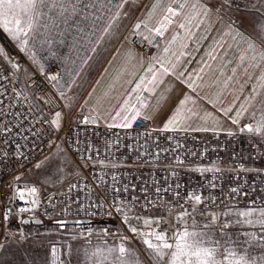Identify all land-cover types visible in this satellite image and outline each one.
<instances>
[{
  "label": "built area",
  "instance_id": "2783aa9c",
  "mask_svg": "<svg viewBox=\"0 0 264 264\" xmlns=\"http://www.w3.org/2000/svg\"><path fill=\"white\" fill-rule=\"evenodd\" d=\"M123 40H127L134 48L143 54H147L155 42H147L138 35H124ZM0 75L7 77L11 83H6L5 87L11 91L15 87L20 96L15 97L6 95V102L15 101L14 106L10 109L13 113L19 112L20 116L11 119L8 124L12 128V133L4 134L0 138V156L7 154V159L0 162V214L6 209L11 208L13 213L19 207L27 206L25 201L16 198L11 199L13 195L12 185L18 188H24L26 185L37 187L40 192V205L31 213H22L19 216L13 214L9 221H4L0 215V243L6 245L11 242L10 237L5 233L18 234L23 225L20 223L24 218H39L43 222H52L56 219H89L91 223L81 226H91L98 224L101 229H107V233H113L115 230H125V224L122 221L123 215L148 216L150 210L144 209L145 193L141 188L148 189V199L154 202L153 206L161 212L165 211L171 217H175L180 211L179 205L184 204L186 208H191V204L185 203V198L189 192H201L202 197L209 195L216 197L215 203H209V210L219 211L223 205H228L234 201L243 205H250L252 200L256 205H261L264 198V180L261 177L242 173L238 170H230L227 175H219L217 172H208L200 181L191 173L188 167L194 163L212 162L221 165L226 162L228 165L240 164L243 157L239 153L241 141L252 150V154L259 156L260 153L255 150L256 137L253 134H231L221 136L214 132H153L151 138L138 136V133L146 132L153 128L148 120L137 117L133 121L132 129L109 128L107 124L101 122L95 114L85 112L78 104L70 109L65 104L62 97L55 89V84L62 75V68L58 61L50 62L43 68L39 69L34 62L25 55L20 49L15 47L12 42L5 38L0 31ZM8 57L12 62L20 65L19 71L11 68ZM26 66L30 71L29 77L23 82L20 80L22 67ZM56 76V81H49L48 76ZM40 85L39 91L36 86ZM43 96V101L40 97ZM46 101V103H45ZM32 109L29 112V109ZM7 111V109H6ZM56 111L61 112V128L49 129L44 125V134L33 136L40 125L34 124L33 121L38 117H47L49 120ZM28 116V120L23 117ZM85 116L89 117V124H82ZM95 117L93 122L92 118ZM24 125L23 131L20 125ZM19 133V134H17ZM24 136L28 139L25 140ZM172 136V140L167 137ZM117 137L119 141L117 142ZM21 147L17 149L16 145ZM64 145L66 151L73 159L76 171L69 180L60 187L42 189V184L27 180L30 176L31 169L46 157H49L58 146ZM88 144L92 145V151H88ZM109 144L111 145L109 147ZM132 144L133 149L129 150L127 145ZM181 147L177 148L176 145ZM167 149V151H161ZM175 149V151H172ZM22 152L24 156L14 155ZM144 152L145 155L137 160V153ZM158 154V159H154ZM179 156L183 161L182 164L176 163V157ZM24 157H27L25 159ZM91 157V159H89ZM103 159L105 165L94 164V160ZM10 161V162H9ZM111 163L126 164L129 167H119L113 169ZM175 173V174H173ZM118 176V182L112 180V175ZM21 176L19 181H14V177ZM103 176V181L99 177ZM72 184L78 187L70 190ZM112 189L107 198L108 207L105 209V215L99 211L96 215H91L95 209L89 208V205L95 200L93 196L89 199V191L83 185H88L95 192L103 195V188ZM124 184L129 185L127 192H116L115 188L123 189ZM215 184L216 187H211ZM132 185H136L135 189ZM180 187L177 188L176 186ZM242 186V192L249 195H240L233 197L230 189ZM161 189L156 193V188ZM171 189L165 191V189ZM179 192V196H177ZM78 194V195H77ZM53 196L49 202L47 197ZM112 196L119 200L125 201L123 212H118ZM140 197L139 201H133L132 197ZM63 201V204L61 203ZM55 205V208L52 206ZM83 205L86 211L79 210ZM255 205V206H256ZM67 207L65 213L62 209ZM171 210V212H169ZM111 212V216L107 212ZM196 220L199 219L196 216ZM205 221V220H204ZM206 222V221H205ZM118 226L117 228H114ZM164 226L167 227V224ZM191 226V218L189 219ZM202 228V227H201ZM134 242L138 245L136 237ZM1 250V249H0ZM53 264V261L47 263ZM55 264H70L65 258H58Z\"/></svg>",
  "mask_w": 264,
  "mask_h": 264
},
{
  "label": "crops",
  "instance_id": "0c3cea01",
  "mask_svg": "<svg viewBox=\"0 0 264 264\" xmlns=\"http://www.w3.org/2000/svg\"><path fill=\"white\" fill-rule=\"evenodd\" d=\"M72 3L75 2L72 1ZM87 3L92 4L89 8L99 11L92 20L95 22L93 23V32L90 34L87 28L88 19L86 17L78 19L80 34L85 38L86 36L92 38V49L94 48L95 51L104 49L105 53L101 62L99 61L95 74L73 101L61 96L68 108L72 109L79 104L82 110L97 115L101 122L108 125L119 123L125 114L131 116L133 113L126 112V109L133 104L139 108L136 97L140 95L146 107L141 109L142 115L138 117L143 118L144 115H148L150 118L147 120L155 129L162 128L169 118L184 119L191 117V113L195 112L196 116L187 120L190 125L189 132H204L192 131L191 128L215 126L218 131L214 133L221 136L229 135V131L240 136L252 134L246 131L241 132L240 129L245 124L255 125L264 115V88L260 87L262 81L257 79L264 75V69L252 71L253 79L243 85V91L239 90L235 80L239 79L243 82L246 77L240 75L243 66L238 57L247 44L244 40H240L237 32H243L246 39H250L258 45L264 43L256 38L252 24L254 17L258 21L264 22V6H261L260 0H238L241 12L237 13V16L236 12L231 9L227 13L217 14L218 0H187V6L183 9L179 5L185 3V0H84L79 1L78 6L86 9ZM121 4L123 7H119ZM192 4L197 5L199 15H196L189 23L188 18L196 12L191 7ZM252 4L257 5L260 9L259 13L251 7ZM169 5L176 9L180 15L171 16L167 12ZM245 5L248 6L247 11H245ZM203 7L210 9L208 15L204 14ZM166 15L173 23L167 24V21L164 20ZM114 16L115 20L112 19ZM241 19L244 20L243 25H239ZM68 21L65 18H54L52 22L53 27L63 26L62 29L57 27L52 30L59 35L62 33L64 38L61 41L62 51L69 47ZM233 21L236 22L233 24L234 31L229 34L228 25ZM137 23L141 26L139 29H134V25ZM181 23L185 25L184 28L179 26ZM65 25H67L66 29ZM109 25L111 26L109 27ZM162 25H166V27H162ZM105 27H109L108 32H104ZM157 28L163 32L162 36L156 34L155 29ZM47 30L50 31V28ZM64 32H66L65 35ZM126 34L138 35L147 42H155V45L150 48L147 54H143L127 40L122 39ZM65 36H67L66 39ZM189 36H192V39H189ZM233 36L240 40L239 45ZM55 41L53 42L55 43ZM53 42L48 44L49 47ZM221 45H223L222 48ZM41 47L42 45L36 42L35 46H32L29 58L39 69L45 68L50 62L58 61L62 68V75L55 84V88L69 90L70 80L63 75L62 56L57 55L55 58L49 55L40 56L39 49ZM165 48L168 49L167 52L164 51ZM212 56H216V59L213 60ZM161 64L169 68L170 71L165 73ZM174 64L176 67L172 68ZM233 67L237 69L235 74L231 71ZM149 68L155 73L158 86L153 88V85L148 84V91L141 88L139 92H132L141 77H145L146 80L152 79V73L148 71ZM229 76H234V80L228 81L229 87L225 88L223 82ZM181 100L185 101L183 105L180 104ZM158 102L159 107L153 110V106ZM242 106L247 111L238 118V124H233L231 118L236 116L237 111L242 110ZM223 108H231L232 111L226 115L221 110ZM117 111L121 112V117L114 121L112 117L116 115ZM253 135L256 137V142L264 140V136ZM239 153L243 157L240 164L231 166L226 162L221 165L212 162L194 163L188 167L189 173L201 181L208 172L194 171L193 169L219 168L220 171L217 172L219 175H227L230 170L235 169L264 179V172L244 171V169L264 168L262 154L259 156L252 154V150L244 144L243 140ZM262 153L264 154V151ZM240 165H243L244 169ZM196 193L202 196L201 192ZM228 205L234 210H246L250 206L234 203V201ZM197 218L202 227L205 223L204 218L199 215ZM232 218L236 219L235 216ZM230 231L239 234L251 231L261 233L259 225L255 227L237 225ZM241 238L243 239V236ZM259 250L253 251L252 255L259 258L262 254Z\"/></svg>",
  "mask_w": 264,
  "mask_h": 264
},
{
  "label": "snow or ice",
  "instance_id": "6c2138e0",
  "mask_svg": "<svg viewBox=\"0 0 264 264\" xmlns=\"http://www.w3.org/2000/svg\"><path fill=\"white\" fill-rule=\"evenodd\" d=\"M219 8L216 9L217 14L220 12L227 13L228 10H232L236 13L241 12L240 4L238 0H218ZM261 6H264V0H260ZM86 7H91V3H87ZM187 6V0L185 3H181L179 7L181 9ZM47 7L49 9H60L58 15L63 16L65 12L71 9V12H76L77 8L72 0H0V27H3L6 31L10 32L12 38L19 41L21 45V50L23 51L28 45L29 41L27 37L30 32L35 30V20H37L41 12L40 8ZM119 7H123V4L119 5ZM191 7L196 10L195 14L188 18V22L191 23V20L195 18L196 15H199V10L197 9L196 4H192ZM252 8H255L257 13L260 12V9L256 4L251 5ZM248 6L245 5V11H247ZM203 11L205 15L210 13V9L207 7H203ZM167 12L171 14V16H178L180 13L171 7L167 8ZM119 15V13H117ZM70 17H65L67 20ZM113 20L116 19L114 16ZM231 19V17H230ZM164 20L167 21V24L173 23L169 16H165ZM95 21H93L94 23ZM236 22L233 21L228 25L229 34L234 31L233 24ZM244 20L241 19L239 21V25H243ZM253 31L256 35V38L262 42H264V22L258 21L255 17L252 21ZM237 25V26H239ZM111 25H109L110 27ZM140 24L137 23L134 25V29H139ZM181 28H184V24L181 23L179 25ZM109 27L104 28V32H108ZM162 27H166V25H162ZM199 27V25H197ZM156 34L163 35V32L160 28L155 29ZM237 36L240 37V40H244L247 44V47L244 48L238 57L240 64L243 66V71L240 75L245 76L246 79L241 82L239 79L235 80V84L239 86V90L243 91V85L248 83L253 79L252 71L257 69H264V43L258 45L254 43L250 39H246L243 32H237ZM24 37V39H21ZM189 39H192V36H189ZM233 39L236 40L237 44H240V40L236 39V36H233ZM175 40V37H173ZM99 43V41H97ZM187 47V45H184ZM223 45H221V48ZM93 51L95 49L93 48ZM165 52L168 51L167 48L164 49ZM2 52V50H0ZM251 53V54H249ZM182 55L184 53H181ZM210 54V53H209ZM11 65L12 69L19 71L20 65L18 63L12 62V60L8 57H5ZM212 59L215 60L216 56H212ZM179 60V57H177ZM87 61H85L86 63ZM176 65H172V68H175ZM161 68L165 73L170 71L169 68L164 67L161 64ZM43 70V69H41ZM149 72L152 73V79L146 80L145 77H141L140 81L136 83L135 87L132 89V92H139L141 88L144 91H148V84L153 85V88L157 87L158 84L156 82V75L152 72V69H148ZM232 73L235 74L237 69L233 67L231 69ZM183 75V73H181ZM47 79L49 81H56V76H48ZM262 81L260 87L264 88V75H261L257 78ZM234 80V76H229L223 83L224 87L228 88V81ZM6 83H11V81L7 80V77L4 75H0V138H3L4 134H11L12 128L8 126L11 123V119H8L5 122L6 118H15L20 116L19 112L13 113L10 109L14 106L15 101L11 103L6 102V95H12L18 97L21 95L20 92L16 90L15 87L9 89L5 87ZM41 88L40 85L36 86V90L39 91ZM255 91V89H254ZM63 95V93H61ZM131 95V93H129ZM40 99L43 101L44 97L41 96ZM139 102V108L133 104L131 107L126 109V112L133 113L131 116L125 114L123 115L121 121L119 123H110L108 124L109 128H120V129H132L133 121L137 119L138 116L142 115L141 109L146 107L142 96L138 95L136 97ZM46 103V101H45ZM127 104V101H125ZM185 103L184 100L180 101V104L183 105ZM124 107L123 105L121 106ZM159 107V102L153 106V110ZM7 109V111H6ZM226 115L232 111L231 108H223L221 109ZM32 109H29L31 112ZM247 111L246 108L236 112V116L232 117V123L238 124L239 117L243 115V113ZM196 113L192 112L191 117H195ZM118 117H121V112L117 111L116 115L112 117L115 121ZM188 118H177L172 117L163 125L162 128L152 129L146 132L138 133V136L151 138L153 132L165 133V132H187L190 129V125L187 123ZM145 120L149 119L148 115H144ZM24 120H28L29 117H23ZM95 117L92 118L93 122L95 121ZM90 120L88 116H85L84 120L81 121L82 124H89ZM34 124H39L40 127H37L35 131L32 132L33 136L43 135L44 134V125H47L49 129L56 128L59 130L62 124V115L61 112L56 111L52 118L49 120L47 117H38L33 121ZM20 130L23 131L24 125L21 124ZM192 131H218L215 126L201 127V128H191ZM241 132H248L252 134H257L264 136V115L261 116V119L253 124H245L241 129ZM19 134V133H17ZM231 135L232 133L229 131L228 133ZM24 139L27 140L28 137L24 136ZM168 140H172V136L167 137ZM119 141V137H117V142ZM111 145L109 144V147ZM17 149L21 147V145H16ZM129 150L133 149L132 144L127 145ZM177 148L181 147L180 144L176 145ZM88 151H92V145L88 144ZM161 151H167V149H161ZM175 151V149H172ZM14 155L24 156L22 152L14 153ZM144 152L137 153V160L144 156ZM27 159V157H24ZM4 159H7V154L4 156H0V162ZM48 158H45V161ZM91 159V157H89ZM154 159H158V154ZM45 161H41L35 165L36 168L40 169L44 165ZM10 162V161H9ZM94 164L105 165V161L103 159L94 160ZM176 163L182 164L183 161L179 156L176 157ZM129 167L126 164H116L111 163L110 167L113 169H117L119 167ZM242 169H244L243 165H240ZM194 171H203V172H219V168H196ZM246 172H264V168L261 169H244ZM175 174V173H173ZM21 176L14 177V181H19ZM112 180L114 182H118V176L116 174L112 175ZM99 181H103V176L99 177ZM78 187L77 184H72L70 186V190H74ZM83 187L87 188L89 191V199L95 197V200L89 205V208L95 209V211H91V215L95 216L96 212L99 211L103 216L105 215V209L108 207L107 198L112 189L103 188V195L95 192L94 189L89 187L88 185H83ZM137 186L132 185V188L135 189ZM177 188L180 186L177 185ZM211 187L215 188L216 185L212 184ZM13 195L11 197L12 200L19 198V200L25 201L27 206L19 207L13 213L11 208H6L2 214V219L4 221H9L10 217L15 214L19 216L22 213H31L40 205V190L35 186L26 185L24 188H18L15 184L12 185ZM129 190V185L124 184L123 189L115 188L116 192H127ZM171 189H165V191H170ZM141 191L145 193L143 208L150 210V214L148 216L136 215L135 217L129 216L128 214H124L122 217V221L124 224L128 226V230L133 233L136 237L140 238L142 244L145 246V250L148 253V257L151 260V264H264V205L260 207H256V201L252 200L249 202L250 206L244 209H233L230 205H223L219 211H210L209 203H215L216 197L207 196L202 197L200 194L196 192H189L187 197L185 198V203L191 204V208H186L184 204H180V211L174 217L175 223L171 220H165L163 216L157 215L159 211L158 208L153 206L154 202L148 199V189L141 188ZM161 189L159 187L156 188V193H160ZM179 196V192L176 193ZM230 194L235 196L240 195H249V193L242 192V186L233 187L230 189ZM78 195V194H77ZM50 202L53 199L52 195L47 197ZM133 201H139L140 197L133 196ZM112 200L115 203L116 210L118 212H123L125 201L119 200L116 196H112ZM63 204V201H61ZM55 208V205L52 206ZM65 213H67L68 208L65 207L62 209ZM79 210L86 211L83 205H80ZM171 212V210H169ZM111 212H107L108 216H111ZM199 215L204 218L206 221L202 228L200 225V221L196 220V216ZM235 216L236 219L232 217ZM191 218V226H189V219ZM135 220V225L132 224V221ZM28 221L25 219H21L20 223L25 224ZM35 222L37 224L41 223L39 219H36ZM54 223L58 226L59 229L65 228V226L70 223L64 219H56ZM76 224H80L81 221H75ZM167 224V227L164 225ZM136 225H141L142 227H138ZM237 225H249L255 227L259 225L261 229V233L258 234L255 231L244 232L239 234L235 231H230V229H234ZM143 229H147L144 231ZM199 229V230H198ZM211 229V231H209ZM105 233H107V229H103ZM6 237H10L12 240H16L17 242L22 240H27L28 236H26L22 231L19 233V240H17L16 234L14 233H5ZM243 236V239L241 238ZM129 238L127 236L120 237V243L109 247L107 249H103L97 247L92 253V257H96V264H103L104 261H108L109 257L112 254H116L111 260L110 264H141L139 257L136 255L135 251L128 247ZM251 246V247H248ZM6 247L5 243H0V249H4ZM256 249H260L262 254L259 258H256L252 255V252ZM50 250L53 256V264H55V260L59 257L57 256L58 248L56 243H50ZM70 254V253H67Z\"/></svg>",
  "mask_w": 264,
  "mask_h": 264
},
{
  "label": "rangeland",
  "instance_id": "374dc122",
  "mask_svg": "<svg viewBox=\"0 0 264 264\" xmlns=\"http://www.w3.org/2000/svg\"><path fill=\"white\" fill-rule=\"evenodd\" d=\"M72 1L75 2L74 4L76 5L77 11L73 13L69 8V11L65 12L63 16L58 15L60 9H49L47 7L39 9L41 15L35 20V30L30 32L27 37L29 43L23 51L21 50L20 42L13 39L10 32L6 31L3 27H0V31L5 38L12 42L15 47L20 49L28 57H30L29 54L31 53L32 46H35L36 42L42 45L39 49L40 56L49 55L55 58L57 55H61L64 65L63 75L70 80V89H65L66 91L59 87L55 89L60 96H62L61 93H63L64 98L73 101L80 91L85 89L86 85L95 74L99 61L101 62L104 57L105 50L93 51L92 38H90V36L88 38L86 36L85 38L79 31L80 25L78 19L80 17H86L88 19V32L89 34L93 32L94 26L92 20L94 16L98 14L99 10L89 7L86 9L79 8L78 2L84 0ZM235 15L237 16L238 14L236 13ZM65 17H70L68 18V31L70 36L69 47L62 51L61 41L64 39L62 33L59 35L52 30L57 27L62 29L63 26L59 25L53 27L52 22L54 18L62 19ZM64 27L66 29L67 25ZM48 28H50V31L47 30ZM65 34L66 32H64V35ZM66 38L67 36H65V39ZM21 39H24V37H21ZM53 41H55V43ZM50 42L53 43L49 47L48 44H50ZM85 61L87 62L85 63ZM29 74L30 71L28 68L23 66L20 80L24 82L29 77ZM255 150L262 154L261 156L264 158V154L262 153V151H264V140L255 143ZM47 158L46 161L45 159L42 160L45 161L42 168H32L30 176L27 178V180L42 184V189L44 190L62 186L76 171L74 161L63 144L58 146ZM261 205H264V198ZM164 212L165 211L161 212L159 210L157 215L163 216L165 220H171L175 223L174 218L164 214ZM132 224L135 225V220L132 221ZM136 226L142 227L141 225ZM117 227L118 226H115L114 228ZM125 228V230H115L113 233H105L97 223H93L91 226L66 225L63 229H59L58 226L52 222H44L41 226H23L20 228L19 233L22 231L28 236V239L19 242L11 240L4 249L0 250V264H47L54 259L51 254L50 243L57 244V256L59 258H65L70 264H96L97 258L92 257L91 253L97 247L107 249L119 244L121 236H127L129 238L127 246L135 251L141 264H151V260L148 257V253L141 239L131 233L126 224ZM143 230L147 231V229ZM19 233L16 235L17 240H19ZM133 237L137 238L138 245L134 242ZM259 252H261V250H259ZM115 255V253L112 254L109 260L104 261L103 264H110Z\"/></svg>",
  "mask_w": 264,
  "mask_h": 264
},
{
  "label": "water",
  "instance_id": "95a60500",
  "mask_svg": "<svg viewBox=\"0 0 264 264\" xmlns=\"http://www.w3.org/2000/svg\"><path fill=\"white\" fill-rule=\"evenodd\" d=\"M25 220H27L28 222L23 224L25 226H28V225H35V226H41L44 224L43 220L39 219V218H32V219H29V218H24ZM36 219H39L41 221V223L37 224L35 222ZM81 221L80 224H76L75 221ZM66 221H69L70 223H68L67 225L70 226V225H83V224H89L91 223V220L89 219H70V220H66Z\"/></svg>",
  "mask_w": 264,
  "mask_h": 264
}]
</instances>
